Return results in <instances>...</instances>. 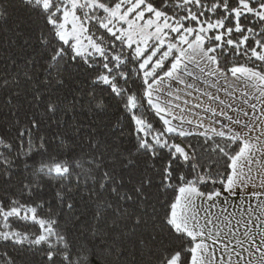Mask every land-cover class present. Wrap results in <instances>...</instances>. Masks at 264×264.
Wrapping results in <instances>:
<instances>
[{
  "label": "snow or ice",
  "instance_id": "1",
  "mask_svg": "<svg viewBox=\"0 0 264 264\" xmlns=\"http://www.w3.org/2000/svg\"><path fill=\"white\" fill-rule=\"evenodd\" d=\"M0 106V264H264V0H0Z\"/></svg>",
  "mask_w": 264,
  "mask_h": 264
},
{
  "label": "trees",
  "instance_id": "2",
  "mask_svg": "<svg viewBox=\"0 0 264 264\" xmlns=\"http://www.w3.org/2000/svg\"><path fill=\"white\" fill-rule=\"evenodd\" d=\"M6 111H7L6 109H4V108H2V106H0V128H2V125L5 122V115L4 114ZM85 195H86V193H85Z\"/></svg>",
  "mask_w": 264,
  "mask_h": 264
}]
</instances>
